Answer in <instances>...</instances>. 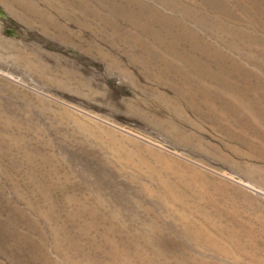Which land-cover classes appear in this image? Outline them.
Masks as SVG:
<instances>
[{"label": "rangeland", "instance_id": "374dc122", "mask_svg": "<svg viewBox=\"0 0 264 264\" xmlns=\"http://www.w3.org/2000/svg\"><path fill=\"white\" fill-rule=\"evenodd\" d=\"M0 264H264V0H0Z\"/></svg>", "mask_w": 264, "mask_h": 264}]
</instances>
